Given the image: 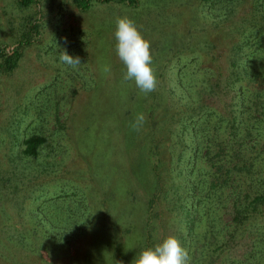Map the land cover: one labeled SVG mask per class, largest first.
<instances>
[{
	"label": "rangeland",
	"instance_id": "374dc122",
	"mask_svg": "<svg viewBox=\"0 0 264 264\" xmlns=\"http://www.w3.org/2000/svg\"><path fill=\"white\" fill-rule=\"evenodd\" d=\"M138 2L81 11L72 0L52 10L45 0L27 8L0 0V46L11 51L30 18L39 24L15 68L0 72V264H135L142 250L187 233L172 186L184 183L195 143L177 118L204 104L224 110L233 93L182 91L210 67L224 84L233 60L247 71L232 73L233 82L261 88L264 0ZM124 16L151 45L158 83L148 94L123 78L113 33ZM61 50L81 65L61 63ZM137 114L145 117L138 130ZM36 134L47 140L26 157L23 141ZM247 244L245 235L229 255Z\"/></svg>",
	"mask_w": 264,
	"mask_h": 264
},
{
	"label": "trees",
	"instance_id": "16d2710c",
	"mask_svg": "<svg viewBox=\"0 0 264 264\" xmlns=\"http://www.w3.org/2000/svg\"><path fill=\"white\" fill-rule=\"evenodd\" d=\"M39 1L16 0L18 5L25 8ZM45 1L52 10L59 0ZM72 1L81 11L88 10L94 3H116L130 7H136L139 3L138 0ZM30 23L29 26L24 25L17 47L10 51L7 46H0L1 73L15 68L21 56L19 48L33 40L28 32L34 36L37 34V19L30 18ZM258 41H264V37L258 38ZM234 49L239 51L238 46ZM258 51L263 52L262 49ZM237 61H231L234 69L229 70L224 84L219 82L215 69L210 67L198 77L195 75L198 72L192 74L195 76L187 79L189 83L186 84L188 89L185 94L182 91L184 98L186 94L202 88L209 97L219 100L224 89H228L233 93V101L223 107L224 110L204 104L195 115L174 113L178 115L180 135L186 141L195 143L192 155L189 152L192 160L188 173L183 174L184 183L172 186V200L186 218L187 233L177 238L188 251L189 264H264V77L259 89H250L247 84H235L232 73L240 72L247 78L242 72H247L246 69L240 71L243 61ZM203 90L198 91L200 96ZM198 96L193 98L196 100ZM46 140L45 136L37 134L25 138L21 153L26 157H36L39 147ZM197 164L199 167L193 171ZM196 171L198 173L194 174ZM245 180L249 182L247 188L241 186ZM228 204L230 217L224 220L222 213ZM245 235L247 248L237 257L230 256L228 249L230 252L231 246Z\"/></svg>",
	"mask_w": 264,
	"mask_h": 264
},
{
	"label": "clouds",
	"instance_id": "9594fccd",
	"mask_svg": "<svg viewBox=\"0 0 264 264\" xmlns=\"http://www.w3.org/2000/svg\"><path fill=\"white\" fill-rule=\"evenodd\" d=\"M113 35L116 55L126 68L124 80L133 81L141 93L155 91L158 81L151 66L150 42L126 16L117 18ZM59 58L61 63L72 68L81 65L80 58L69 55L66 50L60 51ZM144 120L143 114H137L133 128L138 130ZM189 261L188 251L175 236L165 237L154 247L142 250L135 258V264H189Z\"/></svg>",
	"mask_w": 264,
	"mask_h": 264
}]
</instances>
